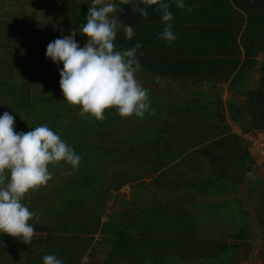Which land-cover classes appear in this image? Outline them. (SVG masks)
I'll return each mask as SVG.
<instances>
[{
	"label": "trees",
	"instance_id": "trees-1",
	"mask_svg": "<svg viewBox=\"0 0 264 264\" xmlns=\"http://www.w3.org/2000/svg\"><path fill=\"white\" fill-rule=\"evenodd\" d=\"M162 2L170 5V11L177 8L176 0ZM110 3L118 5L116 15L120 24L131 25L135 33L133 38L128 40L125 38L124 28L118 27L114 40L115 49H131L138 42L142 45L136 53L141 65L136 78L153 96L155 89L148 85L151 80L155 83L166 79L181 83L196 80L190 84L197 86L201 85L197 81L208 78L223 81L230 79L228 86L237 96H241L242 90L250 85L248 79L253 75L256 57L264 49V0H234L235 5L244 10L246 18L237 11L236 14L231 12L228 7L229 0H183L185 5L195 6L199 10L202 8L203 15L207 11L212 12L214 5L213 11L217 17L214 21L210 19L201 23L196 15L192 16L193 19L189 21L193 26L189 27L180 26L187 20L173 19V32L183 35L181 42L191 41L194 47L204 45V48H212L215 45H208L212 40V44L220 46L219 51L205 50L202 47L175 51L171 43L160 39L166 25L162 23V16H155L158 5L145 6L143 0H130L129 5L121 4L120 0H110ZM91 5L92 0H59L64 28L70 34L76 30L80 47H84L88 39L79 31L87 22L86 17ZM136 5L146 8L147 18L135 10ZM189 6L186 7L190 8ZM191 10L195 12L193 8ZM13 15L6 19L0 17V116L5 112L11 114L15 120L14 131L17 125H21V132L25 133L32 131L34 124H46L81 157L77 168L64 161L59 162L58 167L67 170L68 182L67 176H64V182H67L68 196L63 206L54 208L52 221L34 226V230L46 232V236H34L31 243L27 244L38 251L29 264H43V256L47 254L56 255L64 264H82L81 258L91 247L97 232L100 233L97 243L103 241L108 244L107 264H117L120 260L130 261L129 264H143L141 256L147 251V247L161 243L148 242L151 241L152 235L164 232L167 236L169 230L172 233V226L166 223L165 227H156L155 231L148 230L146 233L140 229L133 231L130 229L131 225L121 230L114 224L112 216H109L110 221L101 223L98 217L105 211V202L111 199V190L118 191L127 183L141 182L143 177L156 173H172L176 169L177 163L172 164L176 158L197 143H203L210 138L194 137V133L190 132L192 127L183 129L186 134L180 133V129L174 131L171 122H165L164 119L157 118L158 116H155V125L143 122L142 117L135 115L121 117L114 108L105 110L106 118L103 121H98L88 114L81 115L82 109L79 105H71L64 100L59 84V73L63 64H56L47 58L46 49L41 48L42 42L47 45L51 43V36L47 34L42 37L34 31L35 25H39L40 21L19 11ZM159 23L164 25L160 26ZM38 40H41V43ZM221 45L224 46L223 51ZM24 47L27 48L23 49ZM21 58L24 61L21 62ZM259 73L258 87L247 89L241 107L236 104L231 109L232 119L236 122L245 119L241 109L250 115V120L242 126V132L264 129V60L261 62ZM181 83L177 86L184 89L183 92L188 91L187 85ZM155 99L161 100L156 96ZM195 100L198 101L197 98ZM213 102L221 105L220 99ZM64 116L68 118L67 122H62ZM216 116L221 117V112L218 111L213 117ZM209 125L212 127L213 122ZM175 140L181 143L177 144L178 148L174 147L176 144H170ZM189 141H192L191 145ZM187 158L198 163V171L205 172L209 166L211 174L217 179L216 181L205 175L199 182L198 179L182 180V184L193 185L201 195L210 193L219 196L235 191L242 183L252 181L249 177L254 160L249 151L240 145V137L236 134L229 133L211 140L200 150L194 149L180 160L184 162ZM225 178L228 181L223 184ZM160 179L159 176L154 180ZM254 185H257L256 189L260 187L257 181L253 182ZM60 198L54 197V201ZM184 199L191 200V204L199 207L205 206V203L195 201L189 194ZM171 202L169 199L168 203ZM64 207L68 213L62 216ZM245 213L247 214L246 210ZM188 214L182 211L181 228H176V233L183 236V248L179 246L177 238L176 252H180L181 259L187 262H194L199 258H215L236 250L239 245L245 243L250 232V226L246 222V232L233 235L238 243L229 244L217 238L201 239L195 230L197 227L194 218ZM81 220L84 227L77 229L75 226L81 223ZM142 226L141 222L136 228ZM67 230L80 232L81 235L67 238L55 235V232ZM124 244L128 249L121 251L120 245ZM167 246L169 243L165 241L163 247ZM170 250L173 252L172 245L169 249H164V264L170 262L172 254L167 253ZM187 250H191L193 255L186 256L184 251ZM119 252H122L124 257H120Z\"/></svg>",
	"mask_w": 264,
	"mask_h": 264
},
{
	"label": "clouds",
	"instance_id": "clouds-1",
	"mask_svg": "<svg viewBox=\"0 0 264 264\" xmlns=\"http://www.w3.org/2000/svg\"><path fill=\"white\" fill-rule=\"evenodd\" d=\"M120 3L129 5L130 0H120ZM143 4L158 5L156 11L162 12V23L166 25L160 39L173 42L176 36L170 5L162 0H143ZM117 7L105 0H92L87 22L79 31L88 38L84 47L79 46L73 30L71 35L49 43L46 49L47 58L63 64L59 84L64 100L79 105L81 115L88 114L98 121L106 118V109H116L121 117H144L150 109L149 92L136 78L141 68L136 53L142 45L138 42L131 49H115L118 27L124 28L128 40L135 34L131 25L120 24ZM176 7L191 12L183 0H176ZM135 10L147 18L145 7L136 5ZM14 123V117L8 112L0 116V233L28 244L35 235L29 223L34 213L22 204V199L30 190H37L52 179L50 164L64 161L77 168L81 157L46 124L17 133ZM43 264L64 262L56 255L47 254L43 256Z\"/></svg>",
	"mask_w": 264,
	"mask_h": 264
},
{
	"label": "crops",
	"instance_id": "crops-1",
	"mask_svg": "<svg viewBox=\"0 0 264 264\" xmlns=\"http://www.w3.org/2000/svg\"><path fill=\"white\" fill-rule=\"evenodd\" d=\"M187 7L189 5H186ZM186 7V8H187ZM190 8H193L195 10L189 13L186 11V9H172L170 12H172L174 19L177 21L179 20H187L183 22L180 26L189 27L193 26L192 23H190L189 20L193 19L192 16H197L198 21L206 22V20H216V13L207 11L206 14L203 15V9L200 10L197 9L195 6H189ZM228 7L230 8L231 12L237 11L241 14L242 17L246 18V13L243 9L239 8L235 5L234 0H229ZM155 16H162V12L155 11ZM240 16V15H239ZM190 17V18H189ZM159 25H164L159 23ZM206 25V24H204ZM158 26V25H157ZM175 34V32H174ZM176 39L171 42L172 49L175 51L178 50H191V49H205V50H215L219 51V47L216 44H212V40L208 43V45H215L212 48H204V45L201 47L197 46L194 47L193 43L191 41H184L183 35H177L175 34ZM211 39V37L209 36ZM227 46V45H226ZM224 46L221 45V51H223ZM257 63L253 69V75L248 79L249 86L245 87L240 96V100L235 101V103H230L232 100H234L237 96L236 92L234 90H231L228 86V83L230 82V79L227 81L218 80L215 78H208L204 80H199L197 83L201 84V88H203L206 91H213L217 93L218 95L214 97L212 101H216L217 99H220L221 105L218 106V110H223L221 112V117L216 116L213 119V128L217 129L216 132L207 131L204 134H197V131H190L194 133V137L202 138V136L210 138L207 141L203 143H197L195 146H192L188 151L184 152L182 155H180L178 158H176L173 163H177L178 165V171L172 172V173H165L162 175V173H156L153 176L149 175L146 177H143L141 182H132L127 183L123 185L118 191L111 190L112 196L110 200H107L105 202V211L103 214L99 215L98 220L101 223H105L110 221L109 216H112V220L115 225L119 226L120 229H124V227H128L131 225L130 229H140L142 231H146L148 233V230L155 231L154 229L156 227H165L166 223L169 224V226H172V233L171 230H169V234L165 236V233H158L157 235H152L151 241L148 242H161L156 243V245L149 246V244H144V246L148 245L147 251H144L141 258L143 259V264H164L163 258H164V249L168 248L172 245L173 252L170 250L167 253H170L169 258V264H179L178 259H180V252H176V240L179 238V234L176 233V228H181V219H182V211H186L189 213L188 215L192 216L196 222V227L198 228L199 224L200 226H203L201 224V220L203 218V213L211 211L206 207H199L198 205L191 204V200L184 199L187 194L189 196H192V198L195 201H198L199 203H205V205L213 204V207L216 209L214 215L215 217L212 219L211 225L208 224L209 227L213 225L215 226V223L217 221L219 222L221 220L219 212V205H222L224 201L229 200L230 197L237 198L239 197V191L241 190L242 186L247 183H242L238 186V188L233 192H228L221 194L219 196H214L210 193H205L204 195H201L193 185L190 184H182V180L184 181L192 179H198V175L204 177L205 175H208L213 180L217 179L214 175L210 172V167L208 166L206 171H198V163L193 162L190 158H187L184 162L180 159L186 155L188 152L193 151L194 149H201L204 147L205 144L209 143L211 140L217 139L218 137H223L229 133L236 134L240 137V145L242 147H245L248 151L251 157L253 158L254 162L251 165V171L253 168L257 170H261L264 165V154H263V145H264V129H253L251 132H242V126L245 122H248L250 120V115L241 109V113H243L245 119H243L242 122H236L232 119V113L231 109L237 104L239 107L242 105V100H244L245 95L244 92L249 89L250 87L257 88L258 87V80L260 78L259 69L261 67V62L264 60V49H262L259 54L256 57ZM196 80H189L185 83H181L180 81H171L169 79H166L163 82L168 83H174L175 85L181 83L183 85H191L190 83H195ZM212 84H215L214 86H211ZM196 88L199 86H195ZM200 88V87H199ZM216 88V89H215ZM211 89V90H209ZM226 94V96H225ZM232 99V100H231ZM214 103V102H213ZM217 105V103H214ZM225 108V110H224ZM217 110V111H218ZM217 112L213 113L214 114ZM209 127V128H212ZM197 140V139H196ZM189 144H192V141H189ZM186 146V145H185ZM175 148H178V145L174 146ZM206 162L209 163V160L204 157V155H201ZM192 158V156H191ZM57 167H55V164H50L49 172L52 173V179L47 183L45 186H41L37 190H30L28 193H26L25 197L22 199V204H24L26 207L29 208L30 211L34 213L33 219L29 221L33 227L38 224L42 223H48L53 220L54 218V208L58 207L60 205L63 206L66 197L68 196V174L67 170L64 171L63 167H58L59 163L56 164ZM189 171H192L193 173H189ZM210 172V173H209ZM207 173V174H206ZM252 174L253 171H252ZM251 174V175H252ZM260 174V173H259ZM257 176V179L261 178V180L264 182V177H260L258 174H254ZM56 176V177H55ZM61 176V177H60ZM66 177V181L64 182V179ZM161 177L160 180H154L155 178ZM173 180V181H172ZM223 180V179H222ZM228 181L226 178L223 180V184ZM256 181V180H255ZM262 182V184H263ZM257 183H260V181L257 180ZM167 185L169 186L167 188ZM140 190V191H139ZM61 194V195H59ZM64 194L66 196H64ZM237 195V196H235ZM54 197H61L59 200L54 201ZM213 198L214 200L210 201V199ZM171 200V203H168V200ZM206 200V202L204 201ZM178 201V203L176 202ZM67 207V205H66ZM65 208V207H64ZM64 213H68L67 209L65 208V211L62 212V216H64ZM219 215V217H218ZM97 218V217H96ZM81 223H78L75 227L77 229L83 228L84 224L83 221H80ZM142 222V227L136 228L139 223ZM206 226V225H205ZM35 231V237H45L46 232L40 231V230H34ZM139 231V230H138ZM55 235L57 236H80V232H74L73 230H67L66 232H55ZM100 233L97 232L94 234V242L92 243L91 247L86 251V253L82 256L81 262L82 264H88V263H102L107 264L108 258H107V249L108 244L106 242L101 241L100 243H97L99 240ZM165 241L169 243V246L163 247L165 244ZM95 243V246H94ZM135 245V244H134ZM127 245H120V250H127ZM134 247V246H132ZM130 247V248H132ZM180 247H178V250ZM38 253L37 249L33 247H29L27 244H25L21 239L14 238L12 236H9L4 233H0V264H29V261L32 260L33 256ZM85 255H88L89 260L88 262H83V257ZM119 256H123L122 252H119ZM124 257V256H123ZM134 258V257H131ZM136 258V257H135ZM201 259V258H199ZM198 259V260H199ZM182 260V259H181ZM184 261V260H182ZM186 261V260H185ZM130 261L127 260H120L117 262V264H129Z\"/></svg>",
	"mask_w": 264,
	"mask_h": 264
},
{
	"label": "rangeland",
	"instance_id": "rangeland-1",
	"mask_svg": "<svg viewBox=\"0 0 264 264\" xmlns=\"http://www.w3.org/2000/svg\"><path fill=\"white\" fill-rule=\"evenodd\" d=\"M105 3H110V0H105ZM59 10V0H0L1 18L6 19L12 17L14 16L13 13L19 11L26 16L38 20L40 24L35 25L34 31L41 34L42 37L43 35H50L51 42L57 38L71 35L67 33L64 28L63 19ZM34 31L32 32L35 33ZM77 38L78 36L76 35L75 39L79 44ZM39 42L41 43V40ZM47 46V44L42 42L41 48L47 49ZM26 48L27 47H24L23 49ZM22 61L24 60L21 58V62ZM148 85L153 86L155 89V96L161 100L157 101L153 93L149 91L150 109L149 112H146L145 116L142 117L143 122L147 121L150 125H155V116H158L157 118L164 119L165 122H171L174 131L180 129V133L183 132V129L187 130L191 127L192 131L197 129V134H204L207 131H211V133L217 131V129L213 127L209 128V124L212 123L215 118L213 117V113L223 111L218 110L220 106L223 105H216L211 102V100L218 95L217 93L206 91L201 88V85H197L200 88L189 85L186 87L189 89L186 92H183L182 90L184 89L178 87L174 83H155L151 80ZM235 97L234 100L231 99V104L240 100L239 95ZM196 98L198 101L195 100ZM67 121L68 118L64 116L62 122ZM34 127H37V125L34 124L33 128ZM21 129L22 126L17 125L15 131L19 133ZM183 133L186 134V131ZM177 136L180 138L179 134H177ZM174 139H176V133L174 134ZM170 144L177 145L181 143L175 140V142H170ZM178 167V165H175L176 169L173 172L178 171ZM252 171L254 174L264 177V165L261 170L253 168ZM189 173L193 172L189 171ZM254 174L251 175L252 177H249L252 178V181L242 186L239 191V197H230L229 200L219 205L218 214L221 220L219 222L217 221L214 227L213 225L209 227L208 224L211 225L212 219L215 217L214 215H216V209L213 207V204H209L204 207L208 208L211 213H203V218L201 220L203 226L199 224L198 228L195 229L197 230L198 237L201 239L217 238L220 241L225 240L227 243L231 244L238 243L233 235L239 232L245 233L248 229L247 222L250 226V232L248 233L245 243L239 245L236 250H231L220 256H215V258H201L194 262L182 261L180 258L178 259L179 264H264V197L262 196L264 195V182L261 178L257 179V176ZM201 177L202 176L198 175V182ZM255 180L260 181V187L258 186V189H256L257 185L253 186ZM212 200L214 199L211 198L210 201ZM204 201L206 202V200ZM188 237H190V235ZM182 238L183 236L179 235V246L183 248L181 243ZM184 254L186 256H192L193 252L187 250L184 251Z\"/></svg>",
	"mask_w": 264,
	"mask_h": 264
},
{
	"label": "built area",
	"instance_id": "built-area-1",
	"mask_svg": "<svg viewBox=\"0 0 264 264\" xmlns=\"http://www.w3.org/2000/svg\"><path fill=\"white\" fill-rule=\"evenodd\" d=\"M263 154H264V145H263ZM88 260H89L88 255H85V256L83 257V262L86 263V262H88Z\"/></svg>",
	"mask_w": 264,
	"mask_h": 264
}]
</instances>
